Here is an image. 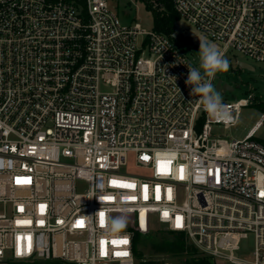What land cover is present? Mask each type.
I'll return each instance as SVG.
<instances>
[{
    "label": "built area",
    "instance_id": "built-area-1",
    "mask_svg": "<svg viewBox=\"0 0 264 264\" xmlns=\"http://www.w3.org/2000/svg\"><path fill=\"white\" fill-rule=\"evenodd\" d=\"M173 4L224 54L264 64V0ZM185 64L175 36L109 0H0V264H186L137 255L149 221L214 264H264L260 123L216 136L236 122L209 118ZM223 102L237 121L249 99Z\"/></svg>",
    "mask_w": 264,
    "mask_h": 264
},
{
    "label": "rangeland",
    "instance_id": "rangeland-1",
    "mask_svg": "<svg viewBox=\"0 0 264 264\" xmlns=\"http://www.w3.org/2000/svg\"><path fill=\"white\" fill-rule=\"evenodd\" d=\"M110 4L119 12L123 23H140L145 29H153V14L148 10L144 3L140 0H109ZM174 36L179 47L190 57V59L198 66L199 39H207L217 45L208 36L204 35L195 26L190 24L186 19L180 17L175 24ZM225 58L229 62V70L227 72L217 73L213 80V85L220 91L223 100L234 101L235 99L248 98L247 105H243L239 111L238 119L233 125L215 124L212 132L216 136L224 137L228 140L242 139L254 127L260 123L255 131V136L264 142V113L253 102L257 100L264 101V64L251 60L241 54L229 51L225 54ZM239 61H243L252 66V68L242 67L238 65ZM229 85L232 89L224 90L223 86ZM131 172V169L124 172ZM134 172V171H132ZM128 223L127 218H121ZM168 230L158 225L154 221L145 224V228L139 230L140 242L139 249L147 257H169L170 254H151L149 246L152 241H156L165 235ZM243 254L251 256V249L254 246L253 236L244 240ZM184 259L183 257H181ZM230 264V263H228Z\"/></svg>",
    "mask_w": 264,
    "mask_h": 264
},
{
    "label": "clouds",
    "instance_id": "clouds-1",
    "mask_svg": "<svg viewBox=\"0 0 264 264\" xmlns=\"http://www.w3.org/2000/svg\"><path fill=\"white\" fill-rule=\"evenodd\" d=\"M185 65L188 69L185 84L190 89L189 94L199 97V103L209 118L224 123H235L228 106L223 102L222 94L212 83L217 73L229 70V62L224 52L215 43L199 39L198 67ZM124 223L123 220L114 221L110 228H122Z\"/></svg>",
    "mask_w": 264,
    "mask_h": 264
},
{
    "label": "trees",
    "instance_id": "trees-1",
    "mask_svg": "<svg viewBox=\"0 0 264 264\" xmlns=\"http://www.w3.org/2000/svg\"><path fill=\"white\" fill-rule=\"evenodd\" d=\"M153 14V29L170 37L174 36L175 24L180 15L174 8L173 0H140ZM264 113V101L253 102ZM264 124V120H263ZM140 235L135 236V251L139 257L144 253L139 249ZM151 254H170L183 257L186 264H214L213 261L201 256L197 248L188 241L184 233L167 231L160 239L152 241L149 246ZM154 262V261H153Z\"/></svg>",
    "mask_w": 264,
    "mask_h": 264
},
{
    "label": "snow or ice",
    "instance_id": "snow-or-ice-1",
    "mask_svg": "<svg viewBox=\"0 0 264 264\" xmlns=\"http://www.w3.org/2000/svg\"><path fill=\"white\" fill-rule=\"evenodd\" d=\"M19 182V181H18ZM113 184H116V183H118V182H116V181H113L112 182ZM128 187H134L133 185H127ZM262 195H264V193H262ZM43 207V206H42ZM100 216H101V223H103V216H104V214L103 213H100ZM178 220H179V218H177ZM19 223V222H18ZM77 225H79V226H82V222L81 221H78L77 222ZM102 243V251H101V254L103 255L104 254V249H103V245H104V241H102L101 242ZM120 243H124V244H126L127 243V240H123V241H121ZM118 255H122V256H127L128 255V253L127 252H122V253H118Z\"/></svg>",
    "mask_w": 264,
    "mask_h": 264
},
{
    "label": "water",
    "instance_id": "water-1",
    "mask_svg": "<svg viewBox=\"0 0 264 264\" xmlns=\"http://www.w3.org/2000/svg\"><path fill=\"white\" fill-rule=\"evenodd\" d=\"M238 65H239V66H242V67L252 68L251 65H249L248 63L243 62V61H239V62H238ZM223 89H224V90L232 89V87L229 86V85H224V86H223Z\"/></svg>",
    "mask_w": 264,
    "mask_h": 264
}]
</instances>
